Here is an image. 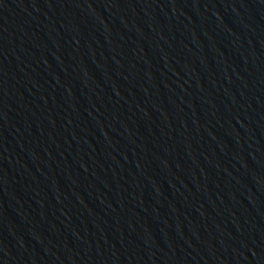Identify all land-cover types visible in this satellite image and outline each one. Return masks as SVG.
Masks as SVG:
<instances>
[{"label":"water","instance_id":"water-1","mask_svg":"<svg viewBox=\"0 0 264 264\" xmlns=\"http://www.w3.org/2000/svg\"><path fill=\"white\" fill-rule=\"evenodd\" d=\"M0 264H264V0H0Z\"/></svg>","mask_w":264,"mask_h":264}]
</instances>
